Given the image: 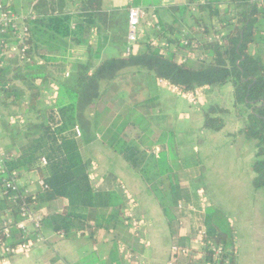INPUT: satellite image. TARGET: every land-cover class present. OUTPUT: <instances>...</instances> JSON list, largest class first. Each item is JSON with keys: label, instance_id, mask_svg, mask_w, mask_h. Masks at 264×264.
<instances>
[{"label": "trees", "instance_id": "trees-1", "mask_svg": "<svg viewBox=\"0 0 264 264\" xmlns=\"http://www.w3.org/2000/svg\"><path fill=\"white\" fill-rule=\"evenodd\" d=\"M49 2L40 0V4L47 7H50ZM103 3L104 0H78L76 13L51 9L43 16L36 15L26 42L30 49L27 58L31 62L18 57V62L0 68V99L4 107H21L23 116L32 113L38 116L36 122H24L25 136L20 138L14 134L11 145L6 147L9 172L16 175L18 182L28 174H36L44 183L36 195L27 196L31 203H37V210L50 202L66 201L60 213L43 218L42 231L46 229L64 235L68 240L86 231L91 238L102 231L119 233L113 239L117 242L125 233H134L131 227L125 226L128 198L117 178L110 173L98 189L94 188L93 164L83 154V142L99 135L102 146L122 157L141 176L166 217L174 245L202 255L201 259H190L186 264H237L234 230L220 208L209 205L205 210L201 249L191 248L188 239L181 236V222L186 215L178 209L181 203L189 201L181 175L187 173L193 177L189 180L196 182L201 169L196 170L199 165L195 164L194 173H191L186 160L197 157L198 162V155L181 158L173 132L160 133L146 127L133 139L129 138L128 132L136 126L130 113H121L106 125L99 122L100 116L97 122V118H90L88 113L97 112V106L103 100L102 85L112 83L121 72L129 69L147 71L155 81L168 82L182 94L231 84L235 113L244 122L239 134L255 142L252 185L257 191L264 190V6L261 0H190L187 6L168 8L175 20L169 24L159 17L153 27V40L166 42L174 50L168 49L162 54L164 48L155 46L153 41L140 43L141 49L129 57L108 59L97 67L92 61L78 63L71 76L66 78L68 43L79 46L90 42L93 30L108 19ZM159 4L160 0H129L128 9L143 7L148 13ZM193 5L198 6L200 14L209 12L212 21L220 26L217 34L221 37V43L202 42L204 59L196 63L187 59L195 49L191 45L196 37H187L190 46L186 47L176 28L180 21L176 20L178 13L183 18L192 14ZM221 6L225 7L224 12H221ZM191 17L195 18V15ZM202 20L196 18L197 23L202 24ZM51 83L58 88L55 104L52 108L42 109V89ZM228 114L227 109L210 107L203 113V129L221 132L226 126L224 116ZM4 127L8 131H17L9 123ZM77 127L82 131L81 137L76 134ZM20 188L25 192L22 186ZM0 189L1 239L9 216L16 222L23 219L19 200L15 201L14 195L7 193L1 173ZM14 234L15 243L25 241L21 233ZM213 247L222 250L219 262L215 261ZM97 262V256L92 253L79 264ZM184 262L183 259L179 261Z\"/></svg>", "mask_w": 264, "mask_h": 264}, {"label": "crops", "instance_id": "crops-1", "mask_svg": "<svg viewBox=\"0 0 264 264\" xmlns=\"http://www.w3.org/2000/svg\"><path fill=\"white\" fill-rule=\"evenodd\" d=\"M1 1L16 15L41 14L43 16L45 13H49L51 9H64L76 13L79 8L77 0H64L60 6L55 5L53 0H47L50 1V7L40 4V0ZM189 2L190 0H160L157 8H152L142 21L141 40L135 46L134 54L141 49L140 43L154 41L153 27L159 17L166 23L172 24L174 22L175 16L168 11V8L184 7L189 5ZM200 4H203V2L200 1ZM128 6L129 0H104L103 11L108 15V19L99 25L96 30H93L90 42L87 45L79 46L71 42L68 43L66 78L71 76V69H74V66L78 63L92 61L93 66L97 67L108 59L127 57ZM222 7L224 6L220 7L221 10ZM156 9L158 12H156ZM191 10L193 11L191 15H195L198 6L193 5ZM204 15L205 13L201 14V16ZM198 16L202 18L200 15ZM177 19L180 21L176 28L179 29L182 40L191 39V37L197 39L193 40V45L197 48L191 52L194 58L187 59L194 63L203 60L202 42L211 43L210 39L214 37L216 29H220L219 24L212 21L213 30L211 29L212 31L208 32L204 30L202 24L196 23L197 25H195V22L189 18V13L184 18L179 15ZM116 24L121 27L122 37L115 36L113 28ZM179 24L182 27H178ZM9 54H7V58ZM131 76L144 80L146 82L145 88L141 89L140 92L133 91L128 83L122 81L123 78ZM43 89L41 108H52L55 104L58 88L56 84L51 83ZM109 90L112 92L108 93ZM166 90L176 92L168 82L155 81L147 71L125 70L112 83L102 85L103 100L97 106L98 113L96 110H92L88 115L90 118L96 117L97 122L100 116L99 122L106 125L110 124L121 113H130L135 122L133 125H136L132 129L138 131L142 130L138 129V125L148 123L151 115H154L158 118L157 123L152 127L154 131L175 133L181 158H192L198 155L200 160L198 163H200L196 170L201 169V173L204 174V177L197 176L195 183L189 182V179L193 177L187 176V173L181 175L184 193L189 198V201H185L186 203L183 204L196 207L199 211L186 214L181 222V236L183 239H188V245L191 248L201 249L202 244L198 234L204 230V226L203 214L200 212L202 203L197 192L199 189H203L208 206L214 205L230 214V222L237 245V264H246V251L250 247V237L253 236V230L259 231L261 223L264 222V203L263 206L256 204L261 194H263L262 190L251 189L254 178L253 165L256 160V147L255 142L248 141L239 134L244 122L235 113L233 86L228 84L224 87L200 89L195 104L189 101L190 114L179 116L176 114L164 115L162 101L165 95H162L161 91ZM155 91L157 95H151ZM150 102H153L152 107L149 106ZM212 106L230 111V114L224 116L225 128L218 133L203 129V113ZM23 112L24 110L21 107L3 110L0 105V148L5 150L6 147L10 146L14 134H17L20 138L25 136L24 122L27 120L31 122L38 121V116L34 113L23 116ZM9 117H14L15 122L10 123ZM105 119L108 120L106 123L104 122ZM7 123L12 124L11 126L16 128L17 131H8L4 127ZM210 132L212 135H208ZM206 136L212 137L210 141H202V139H206ZM99 138L100 136L96 135L92 140L83 142L84 157L91 160L93 164L91 170L93 186L98 189L103 184L105 176L110 173L117 178L120 188L124 185L132 193L134 205L130 207L143 223L138 232L142 236L138 237V235L132 233L131 237H128L125 233L119 237V241L114 242V236L118 237L119 233L114 235L102 231L91 238L90 233L86 231L77 235L74 239L68 240L64 235L46 229L42 231L41 229V235L45 238V242L34 240L31 251L8 259H0V264H79L92 253L98 258L96 264H133L135 261L136 264L168 263L172 256L171 249L174 240L159 203L155 200L141 176L122 157L117 154V157L111 155L110 151H113L102 146ZM237 143L243 146L242 152H240L241 149L236 151L235 146ZM224 145L227 151L225 156H220L218 155L219 148ZM188 168L191 173H194V167ZM240 180H245V182H240ZM40 182L41 180L36 174H28L19 180L20 186L30 195H36L39 192L41 189ZM187 182L190 184H187ZM200 183L201 186H198ZM216 188L220 189L222 194H214L213 191ZM224 195L241 198L234 202L235 207H233L231 202L224 198ZM1 197L0 189V199ZM261 201L264 202V195ZM65 204L66 201L57 200L47 203L41 208L39 205V210L44 217H48L60 213ZM254 221H257L259 227L253 226ZM125 226L127 227L126 223Z\"/></svg>", "mask_w": 264, "mask_h": 264}, {"label": "built area", "instance_id": "built-area-1", "mask_svg": "<svg viewBox=\"0 0 264 264\" xmlns=\"http://www.w3.org/2000/svg\"><path fill=\"white\" fill-rule=\"evenodd\" d=\"M261 4L264 6V0H261ZM147 16V12L143 7H131L128 9V46L126 49V56L129 57L134 54V48L139 43V38L141 35L142 21ZM37 19V16L34 14L28 15H16L10 10H7L4 3L0 0V68L5 65L4 60L7 58V54L13 52L21 60L25 62H31L27 58V53L30 51L26 42L29 40L31 35V23ZM219 29H216L214 37L210 39L211 42L221 43V37L217 34ZM153 44L155 46H161L164 48L162 54H166L165 50L171 49L168 43L154 40ZM183 44L188 47L190 46L189 40H184ZM194 47V45H191ZM194 48H197L194 47ZM194 56L192 53L189 54L188 59H192ZM177 93H180L179 89L173 87ZM200 92L195 94H185V97L192 99L196 102V95H199ZM1 119V116H0ZM9 122H15L14 117H9ZM76 134L78 137L82 136V131L79 127L76 128ZM43 164L46 165V160L43 159ZM0 173L3 177L4 188L7 193L14 195V200H19L18 204L21 211L22 221L16 222L13 217L9 216L4 223L2 230V238L0 239V259H8L13 256L22 255L31 251L33 247V241L45 242V238L41 235V227L44 216L40 213V210L36 209L37 203H31L28 200V193L23 192L20 188V184L17 180L16 175L12 174L8 170L6 153L3 148H0ZM41 187L44 186L43 182H40ZM123 193L126 195L131 205L134 202L131 199L130 192L123 185L121 187ZM198 197L202 203L201 211L204 215L205 210L208 208L207 199L205 197V191L199 189L197 192ZM179 212L190 214L199 212L196 207L185 206L183 203L179 205ZM126 225L131 227L134 233H138L142 228L143 223L138 218L128 212ZM204 226V225H203ZM182 227V225H181ZM15 232H19L23 235L25 240L23 243H15ZM205 233L204 230L198 234V238L203 245V237ZM212 250L215 254V261L219 262L222 257V250L217 247H213ZM171 258L167 264H178L181 259L188 262L190 259H201L202 255L194 254L189 248H179L176 245L172 246L171 249ZM198 256V257H197ZM228 264V263H227Z\"/></svg>", "mask_w": 264, "mask_h": 264}, {"label": "rangeland", "instance_id": "rangeland-1", "mask_svg": "<svg viewBox=\"0 0 264 264\" xmlns=\"http://www.w3.org/2000/svg\"><path fill=\"white\" fill-rule=\"evenodd\" d=\"M55 2V5H59L62 4L64 2V0H53ZM52 1V2H53ZM73 1V0H72ZM78 1V0H77ZM54 6V5H53ZM224 7H222V10L221 12H224ZM193 13V11H192ZM179 15H181V13H178ZM188 15V14H187ZM186 15V16H187ZM198 15L201 16L200 13H198V11L196 12L195 14V18H192L191 17V14L189 13V18H191L194 22H195V25H197V21H196V18L199 17ZM185 17V16H184ZM202 18H204L202 20V27H204V30L206 31H210L211 29L213 30V24H212V19L209 15V12H206L204 16H201ZM181 24H179L178 27H182L180 26ZM114 29V33H115V36H120L122 37V33L120 32L121 31V27H119L117 24L115 25V27L113 28ZM211 30V31H212ZM141 40V36L139 38V42ZM5 62V65L7 64H14L16 62H18V58L16 56V54H14L13 52H11L8 56V58H6L4 60ZM72 71L74 69H71ZM122 81H124L126 84L128 83L132 90L133 91H138L140 92L141 89L143 90L145 88V84L146 82L140 78H135L134 76H131V77H126V78H123ZM18 86L20 87H23V85L20 83V82H17ZM44 93V89H42ZM159 91V90H158ZM198 92H200V90H197ZM196 91V92H197ZM109 92H112L111 90L108 91ZM161 94L162 95H165L163 101H162V110L164 112V115H167V114H176V115H182V114H190L191 112V107H190V104H189V101H191L192 99H188L187 97H185V94H182V93H176V92H172L170 90H166V91H161ZM151 95H157V92L155 91L153 94ZM197 96V95H196ZM187 98V99H186ZM192 103V102H191ZM193 104H195V101H193ZM0 105L2 107L3 110H8L4 107L3 105V102H2V99H0ZM149 106L152 107L153 106V102H150L149 103ZM154 117V118H153ZM150 121L148 123H142V124H139L138 125V129H144L146 127H149L152 129V127H154V125L157 123L158 121V118L155 117L154 115H151L150 117ZM153 118V119H152ZM108 120L105 119V123L107 122ZM12 125V124H10ZM141 131H138V130H134V129H130V131L128 132V137L133 139L134 137H136L138 135V133H140ZM208 135H212L211 132L210 134ZM210 138H212L211 136H206V139H202V141L204 140H207V141H210ZM238 139V137H237ZM254 143V142H253ZM221 146V145H220ZM219 146V147H220ZM236 148V151L238 149H241L240 152H242L243 150V146L239 143H237V145L235 146ZM219 152H218V155L220 156H225V153L227 151L225 145L222 146L221 148H219ZM239 152V151H238ZM111 155H113L114 157H117L116 154L114 152H111ZM186 164L190 167H194L195 164H198V162H196L195 159H188L186 160ZM198 175H201V177H204L202 173L198 174ZM189 182H192V181H189ZM198 182V181H197ZM240 182H245V180H240ZM187 184H190L187 182ZM198 184V183H197ZM196 184V185H197ZM198 186H201V183L200 185ZM196 187V186H195ZM253 185L251 184V189H253ZM257 191V190H256ZM263 194H261V196L259 197V200L256 202L257 205H260V206H263V203L261 200L263 198V195H264V190H262ZM214 194H217V193H220L222 194V191H220V189L216 188L214 189L213 191ZM130 196H131V199L133 201V195L132 193L130 192L129 193ZM216 196V195H215ZM222 196V195H221ZM224 198L229 200L232 204L233 207H235L234 205V202L235 201H238L241 197H236V196H231V195H224ZM129 201V200H128ZM129 205H128V212L132 213L136 219H137V214L135 211L132 210V207L131 206V201H129ZM134 202V201H133ZM134 205V204H133ZM132 205V206H133ZM237 209V208H236ZM238 211V210H237ZM226 216L229 218L230 220V214L229 213H225ZM140 219V218H139ZM242 220V219H241ZM253 226H257L259 227V224L257 223V221H254L253 222ZM258 232V233H257ZM126 235L128 237H131V234L128 232L126 233ZM135 235H138L139 236H142V235H139V233H136ZM250 247L247 249L246 251V257H247V261L246 264H264V222L261 223V229L259 231H256V230H253V236L250 237ZM32 250V249H31ZM133 264H136V261L135 263ZM138 264V263H137Z\"/></svg>", "mask_w": 264, "mask_h": 264}]
</instances>
